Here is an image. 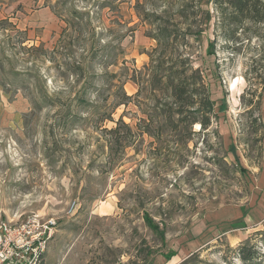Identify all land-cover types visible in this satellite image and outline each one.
Returning a JSON list of instances; mask_svg holds the SVG:
<instances>
[{
    "label": "rangeland",
    "instance_id": "1",
    "mask_svg": "<svg viewBox=\"0 0 264 264\" xmlns=\"http://www.w3.org/2000/svg\"><path fill=\"white\" fill-rule=\"evenodd\" d=\"M236 3L0 0V222L58 219L41 264H264V0ZM159 26L207 130L135 97Z\"/></svg>",
    "mask_w": 264,
    "mask_h": 264
},
{
    "label": "trees",
    "instance_id": "2",
    "mask_svg": "<svg viewBox=\"0 0 264 264\" xmlns=\"http://www.w3.org/2000/svg\"><path fill=\"white\" fill-rule=\"evenodd\" d=\"M248 1L237 0V13L246 10ZM154 39L158 42V47L152 51L149 62L135 77L134 81L138 86L135 97L144 95L156 102L153 110L172 127L184 123V128L191 132L192 126L198 124L201 130H207L211 119L215 117L214 102L199 70L193 68L189 56L173 55L169 48L176 38H172V32L167 28L159 26ZM144 220L152 231L163 235L159 225L147 214L144 215ZM172 253L169 252L166 257L170 258ZM244 260L248 264H257L250 263V258Z\"/></svg>",
    "mask_w": 264,
    "mask_h": 264
},
{
    "label": "built area",
    "instance_id": "3",
    "mask_svg": "<svg viewBox=\"0 0 264 264\" xmlns=\"http://www.w3.org/2000/svg\"><path fill=\"white\" fill-rule=\"evenodd\" d=\"M75 202L67 207L70 214ZM58 227L56 217L30 214L18 221L0 222V264H41Z\"/></svg>",
    "mask_w": 264,
    "mask_h": 264
}]
</instances>
